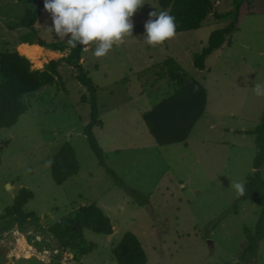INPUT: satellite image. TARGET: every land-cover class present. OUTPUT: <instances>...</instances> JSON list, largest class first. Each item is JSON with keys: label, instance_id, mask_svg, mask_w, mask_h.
Segmentation results:
<instances>
[{"label": "rangeland", "instance_id": "obj_1", "mask_svg": "<svg viewBox=\"0 0 264 264\" xmlns=\"http://www.w3.org/2000/svg\"><path fill=\"white\" fill-rule=\"evenodd\" d=\"M210 1L212 10L199 28L178 31L163 45L152 47L144 38L149 13L169 8L162 10L158 0H145L132 17L133 35L126 37L125 45L114 46L101 58L93 55L94 45L88 51L83 48L79 64L69 65L64 59L68 47L53 52L48 46L66 42L48 31L53 23L50 13L42 10L29 30L18 23L24 12L21 3L0 0V49L39 56L34 69L59 60L60 76L26 95L27 113L11 127L0 128V214L20 188H26L33 196L22 209L39 218L38 228L14 226L0 234V264H29L25 259L32 257L50 264L51 254L61 248L42 228L91 203L109 217L113 232L84 229L94 249L79 264H118L112 249L126 232L140 241L145 264H264V228L254 253L243 251L248 236L258 230L261 206L241 198L233 187L238 182L245 187L258 172L264 192V162L254 167L256 136L247 133L264 121V97L252 90L255 83L264 85V11L240 14L236 28L205 58L200 70L193 64V54L207 46L213 30L232 20L213 12L228 13L233 0ZM24 33L30 42L43 40L44 51L34 48L38 44L26 50L29 54L24 51V43H19ZM170 58L177 74L204 86L207 98L185 142L159 145L143 113L177 86L162 64ZM80 71L94 87L101 124H95L92 133L104 164L85 135L91 94L77 79ZM65 141L73 146L79 169L57 184L50 161ZM27 236L42 240L51 250L30 246ZM71 256L61 252L60 264H78Z\"/></svg>", "mask_w": 264, "mask_h": 264}, {"label": "trees", "instance_id": "obj_2", "mask_svg": "<svg viewBox=\"0 0 264 264\" xmlns=\"http://www.w3.org/2000/svg\"><path fill=\"white\" fill-rule=\"evenodd\" d=\"M17 1L24 7L23 15L18 21L19 26L30 30L38 20L40 12L44 10L45 0ZM158 3L162 10L169 8L168 13L175 18L176 32L199 28L201 22L212 10L210 0H158ZM232 3L233 7L228 13L213 12L217 18L229 16L232 20L225 27L213 30L209 35L207 46L200 53L193 54V64L200 70L205 67V58L221 47L226 41V36L236 28L240 14L264 11V3L258 0H233ZM26 33L20 38L19 43H24L21 46L27 48L34 43L40 47L47 46L41 39H38L37 42H30L25 36ZM48 46L59 51L68 47L69 53L65 56V61L69 65L79 64L83 46L77 45V47L71 48L66 42L51 43ZM34 58L40 57L22 55L21 52L15 49H0V128L11 127L21 115L27 113L29 105L25 100L26 95L37 91L60 77L57 71L59 60H50L43 69H34L31 66L38 61ZM162 64L167 68L168 76L176 80L177 86L169 96L145 111L143 120L157 144L167 145L185 142L194 124L204 112L207 92L199 81L193 78L184 79L183 74H177L175 72L177 66L172 58L167 59ZM160 75L162 78L163 72ZM77 79L90 90L91 94L89 100L91 120L84 128L85 135L99 163L104 164L103 151L92 133L95 124H101L97 119L92 80L86 77L82 71L78 74ZM247 133L256 136L257 153L253 163L255 168H259L264 162V121L258 124L254 130L247 131ZM2 150L3 147L0 143V161ZM78 169L79 164L75 150L68 141H65L51 158V176L55 183L62 184L70 176L76 174ZM258 174L256 172L254 177L249 178L250 180L245 183L244 193L241 195V198H250L261 206L260 217L256 224L258 230L254 236H248V244L243 249V251H250L251 253H254L257 248V243L262 237L264 228L263 182L259 181ZM32 196V191L20 188L12 203L6 206L4 212L0 214V234L14 226L24 229L30 224H35V227L38 228L39 218L35 213L32 211L24 212L22 209L24 203ZM84 229L109 235L113 232V225L103 210L91 203L77 208L76 212L59 219L49 225L48 228H42L50 234L52 240H56L61 252L68 251L71 253V259L78 264L83 256L94 249V243L87 241L85 238ZM27 239L28 243L35 248L45 250L49 248L51 250L50 246L44 245L42 240L36 241L33 236H27ZM61 252L51 254L52 262L50 264H60ZM112 252L118 264H145L147 260L140 241L131 232H126L122 236L118 244L113 247ZM28 260L30 264H42L36 259Z\"/></svg>", "mask_w": 264, "mask_h": 264}, {"label": "clouds", "instance_id": "obj_3", "mask_svg": "<svg viewBox=\"0 0 264 264\" xmlns=\"http://www.w3.org/2000/svg\"><path fill=\"white\" fill-rule=\"evenodd\" d=\"M145 4V0H45L44 9L51 14L54 32L71 47L83 46L85 51L94 45L93 55L105 57L115 47L127 43L133 35L132 17ZM145 23V43L156 47L176 35L175 18L167 11H152ZM255 95L264 97V85L255 83ZM233 187L239 195L244 193L243 183Z\"/></svg>", "mask_w": 264, "mask_h": 264}, {"label": "crops", "instance_id": "obj_4", "mask_svg": "<svg viewBox=\"0 0 264 264\" xmlns=\"http://www.w3.org/2000/svg\"><path fill=\"white\" fill-rule=\"evenodd\" d=\"M35 44V43H34ZM34 44H31L29 47H27V48H25V47H23V46H21L23 49H25L24 51H26L27 49L29 50L30 49V47L32 46V45H34ZM43 47V46H42ZM42 47H40V46H35L34 48L36 49V48H39V49H42L43 51H44V47L42 48ZM51 51H58V50H51ZM27 53H28V51H26ZM29 54V53H28ZM32 56H36V55H32ZM205 68V67H204ZM10 187V186H9ZM17 229V228H16ZM19 229V228H18ZM31 246V245H30ZM34 248V247H33ZM71 258H72V256H71ZM20 259H22V258H20ZM24 259V258H23ZM31 259H36V260H38L37 258H31ZM30 259V260H31ZM26 261H29L28 259H25ZM38 262H40V260H38ZM46 262V261H45ZM44 262V263H45ZM47 263V262H46ZM30 264V263H29Z\"/></svg>", "mask_w": 264, "mask_h": 264}, {"label": "bare ground", "instance_id": "obj_5", "mask_svg": "<svg viewBox=\"0 0 264 264\" xmlns=\"http://www.w3.org/2000/svg\"><path fill=\"white\" fill-rule=\"evenodd\" d=\"M42 52H43V50H42ZM27 58H28V57H27ZM29 59H30V58H29ZM9 186H10V185H9ZM9 186H8V187H9Z\"/></svg>", "mask_w": 264, "mask_h": 264}, {"label": "water", "instance_id": "obj_6", "mask_svg": "<svg viewBox=\"0 0 264 264\" xmlns=\"http://www.w3.org/2000/svg\"><path fill=\"white\" fill-rule=\"evenodd\" d=\"M10 184H7V187L9 186Z\"/></svg>", "mask_w": 264, "mask_h": 264}]
</instances>
